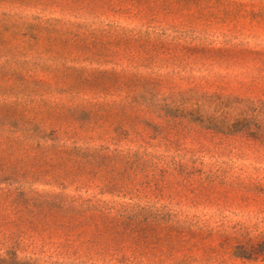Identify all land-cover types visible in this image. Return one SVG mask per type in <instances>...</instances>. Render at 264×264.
Wrapping results in <instances>:
<instances>
[{
    "label": "rangeland",
    "instance_id": "rangeland-1",
    "mask_svg": "<svg viewBox=\"0 0 264 264\" xmlns=\"http://www.w3.org/2000/svg\"><path fill=\"white\" fill-rule=\"evenodd\" d=\"M0 264H264V0H0Z\"/></svg>",
    "mask_w": 264,
    "mask_h": 264
}]
</instances>
